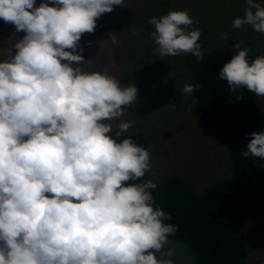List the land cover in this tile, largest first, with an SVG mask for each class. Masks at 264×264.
I'll list each match as a JSON object with an SVG mask.
<instances>
[{
	"label": "clouds",
	"instance_id": "1",
	"mask_svg": "<svg viewBox=\"0 0 264 264\" xmlns=\"http://www.w3.org/2000/svg\"><path fill=\"white\" fill-rule=\"evenodd\" d=\"M123 3L41 0L37 7L36 0H0V20L25 33L0 60V264H174V249L165 245L178 226L154 205L157 185L138 182L151 172L150 152L131 137L119 139L130 121L112 123L138 89L106 67H81V37ZM147 23L155 53L202 61L201 32L189 30L194 21L186 10ZM245 25L264 34L257 0H245L244 15L232 21L235 29ZM117 36L108 34L113 45ZM248 55L236 52L219 79L233 92L264 97V55L251 63ZM200 87L186 84L182 91ZM249 137L241 157L264 160V131Z\"/></svg>",
	"mask_w": 264,
	"mask_h": 264
},
{
	"label": "rangeland",
	"instance_id": "2",
	"mask_svg": "<svg viewBox=\"0 0 264 264\" xmlns=\"http://www.w3.org/2000/svg\"><path fill=\"white\" fill-rule=\"evenodd\" d=\"M257 2L264 6V0ZM40 3L36 0L35 6ZM169 10L189 13L194 21L189 30L201 32L198 43L203 53L220 48L235 55L247 49L249 63L264 55V34L249 25L240 29L232 26L235 18L244 15L245 0H124L122 6H115L111 13L97 19L93 33L81 37L79 46L85 60L81 67L88 71H102L106 67L122 85L131 83L138 89L136 101L112 123L115 126L121 120L130 121L132 127L123 134H143L150 152L151 172L142 181L156 183L176 177L201 193L205 186L229 175L230 159L226 149L202 131L192 113V94L182 91L184 85H194L189 66L194 56L161 57L149 39L154 27L147 23L148 19L159 18ZM109 33L118 35V45L111 43ZM222 34L228 40L222 39ZM24 35L0 20V60ZM236 43H241V49L233 51ZM12 52L14 55V48ZM255 101L259 113L264 115V97L255 95ZM243 235L245 264H264V194L246 215ZM167 248L174 249V264H192L183 245L169 240Z\"/></svg>",
	"mask_w": 264,
	"mask_h": 264
},
{
	"label": "trees",
	"instance_id": "3",
	"mask_svg": "<svg viewBox=\"0 0 264 264\" xmlns=\"http://www.w3.org/2000/svg\"><path fill=\"white\" fill-rule=\"evenodd\" d=\"M233 56L212 48L203 53L199 64L195 57L189 60L194 85H201L192 93L193 116L202 131L226 149L229 175L201 193L176 177L156 182L151 190L154 205L172 216L166 223L178 226L168 240L183 245L192 264H245L244 220L264 194V160L240 155L250 142L246 134L264 131V115L257 109L254 93L243 88L233 92L218 76ZM128 137L147 149L140 131L119 139Z\"/></svg>",
	"mask_w": 264,
	"mask_h": 264
}]
</instances>
